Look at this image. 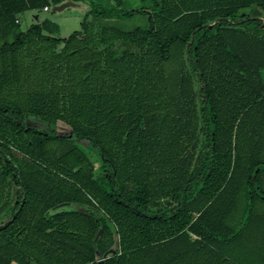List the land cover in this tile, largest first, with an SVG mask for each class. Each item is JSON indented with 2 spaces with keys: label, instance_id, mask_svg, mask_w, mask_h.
<instances>
[{
  "label": "trees",
  "instance_id": "1",
  "mask_svg": "<svg viewBox=\"0 0 264 264\" xmlns=\"http://www.w3.org/2000/svg\"><path fill=\"white\" fill-rule=\"evenodd\" d=\"M65 1L88 6L77 31L46 36L58 32L46 19L17 30L16 16ZM255 1L0 0V264H195L200 244L189 242L184 206L195 189L214 205L220 188L198 183L208 143L219 149L217 136L239 128L264 147V23L236 14ZM135 16L145 29L90 23ZM57 121L68 135L55 133ZM179 130L191 137L186 164L198 143L188 176L164 172ZM250 160L264 192V157ZM250 184L247 216L253 198L264 204ZM249 219L237 234H248Z\"/></svg>",
  "mask_w": 264,
  "mask_h": 264
},
{
  "label": "rangeland",
  "instance_id": "2",
  "mask_svg": "<svg viewBox=\"0 0 264 264\" xmlns=\"http://www.w3.org/2000/svg\"><path fill=\"white\" fill-rule=\"evenodd\" d=\"M109 3H114V0H108ZM131 8L136 9L139 7V0H128ZM65 5L58 11H52L51 8L47 12H42L41 7L43 4L38 5V7L34 10H29L21 15L16 16L18 20L17 30L23 32L29 27V25L34 24L38 21H42L43 19H47L56 25L59 26L60 32L58 37L64 38L69 35L73 31H77L79 28V22L82 19L83 14L88 9V6L83 3H73L70 1H65L61 4ZM58 5V6H59ZM91 21V20H90ZM94 24L98 26H112L119 31H131L133 29L138 28L140 25L145 24L144 17H134L127 21H118L116 19L111 20H100L93 19ZM263 21V20H262ZM264 22V21H263ZM133 51L136 52V49L133 48ZM194 89L197 87L194 85ZM253 113L254 111L251 110ZM251 111H248V115L245 120L248 121V127L250 126L249 116L251 115ZM28 123L32 125H36L38 128L44 126L39 120L34 118H29ZM55 133L58 135L66 136L68 135V127H66L60 121L56 122ZM181 132L179 130L178 136L174 137L175 139H169L171 143V151L173 153V158L176 159V156L182 155L185 157V160L188 161V156L190 153V149L182 148L181 144L184 142L189 143L191 141V137L186 138L185 140H177ZM184 135V134H183ZM190 136V135H189ZM228 136V138H227ZM71 140L76 143L82 150V152L86 155L88 162L92 165L94 169L98 167V161L94 154L88 151L85 143L77 142L72 137ZM250 134L248 137H245L244 133L241 134L240 129H235L231 131L230 136L229 132L227 135L225 134L222 140L217 136L215 141L220 143V148H216L214 150L215 145L208 143L209 151H207V160L205 163V169L201 168L198 172V183L202 187L204 184V180L207 179V185L204 184V188L206 186L207 189H219L216 193L215 205H230L229 208V220L230 223L233 224V217L239 216L243 214L248 217V213L244 208V204H246V189L248 187L247 183L251 182V186H249L255 194H261L264 197V192L261 190L263 188V181L261 179L256 178L253 175V171L256 169V166L251 164V154L258 152L259 157H264V147L258 148L252 147L253 141H251ZM184 141V142H183ZM179 142V143H178ZM178 143V144H176ZM254 144V143H253ZM255 145V144H254ZM230 147V155L228 154ZM205 151V149H204ZM222 151V152H221ZM184 152L185 154H182ZM211 154H215V160L221 159V162L217 163L220 167L212 169L211 171V162L210 157ZM206 175V176H205ZM205 176V178H204ZM251 178V180H249ZM251 210V216L253 214H262L264 215V204L259 205L255 198H253ZM260 210L259 212H256ZM5 212H3L0 216V220L4 217ZM226 224L227 220H223Z\"/></svg>",
  "mask_w": 264,
  "mask_h": 264
},
{
  "label": "crops",
  "instance_id": "3",
  "mask_svg": "<svg viewBox=\"0 0 264 264\" xmlns=\"http://www.w3.org/2000/svg\"><path fill=\"white\" fill-rule=\"evenodd\" d=\"M263 4L264 0H256L253 3L246 2V4H244L243 6L237 4L238 8L236 14L264 21ZM90 20V23L92 25L98 26L94 24L93 18H91ZM145 26V24L140 25L138 26V29L143 30L145 29ZM99 27L114 28L112 26ZM59 32L60 28L58 26V32L56 35L52 36L46 34V36L63 39L58 37ZM40 61L41 60H39V62ZM197 110V108L194 109L195 113H198ZM178 114L187 115V109L181 107L178 111ZM180 126L181 128H184V123H180ZM180 139L184 140L183 134H181ZM164 143H166V141ZM197 144L198 143L196 142L194 153L193 155H191L193 158L191 159L189 165L186 164L187 161L182 155L176 156V159L173 158L174 156L169 157L168 155H165L164 172L173 170V167H175V169L179 171H184L188 176V174L195 170L197 167L196 163L199 156ZM164 176L169 177L168 174H165ZM173 181L174 179H172L169 189L166 186V189L164 191L165 195L168 193V191H171L173 189L175 182ZM191 196L192 203L186 204L184 206V212L186 213L185 217H188V223L185 226V229L190 227L191 229L189 231L192 232V234L188 233L190 239L189 242H196L200 244L198 247L200 249H197V251L193 255L195 264H264V215L253 214L251 216L250 214L248 217H250L249 220L253 223L252 228L248 229V234L246 233L240 235L237 233L240 231L241 225L244 223L245 216L243 214L233 217V224H231L229 220V208H231L230 205H212L209 203H204L202 191H198L197 189H195ZM259 211L260 210L257 209L256 212ZM223 220H227L228 223L226 224ZM219 227H221L220 229H222L220 230V232L218 230ZM109 255L110 251L106 252L102 256L96 255V258L100 260L101 257L106 258L109 257ZM10 264L16 263L12 262Z\"/></svg>",
  "mask_w": 264,
  "mask_h": 264
},
{
  "label": "water",
  "instance_id": "4",
  "mask_svg": "<svg viewBox=\"0 0 264 264\" xmlns=\"http://www.w3.org/2000/svg\"><path fill=\"white\" fill-rule=\"evenodd\" d=\"M63 6H65V5H61V6H60V5H59V6H58V5H57V6H53V7H51V10H52V11H58V10H60ZM0 228H3V227H0Z\"/></svg>",
  "mask_w": 264,
  "mask_h": 264
},
{
  "label": "built area",
  "instance_id": "5",
  "mask_svg": "<svg viewBox=\"0 0 264 264\" xmlns=\"http://www.w3.org/2000/svg\"><path fill=\"white\" fill-rule=\"evenodd\" d=\"M48 11V8L47 7H43L42 8V12H47ZM17 22V20H15V23Z\"/></svg>",
  "mask_w": 264,
  "mask_h": 264
}]
</instances>
